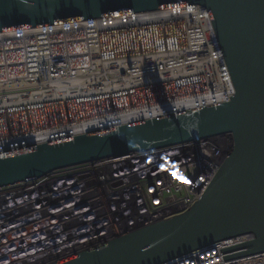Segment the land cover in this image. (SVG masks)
I'll use <instances>...</instances> for the list:
<instances>
[{"label": "built area", "instance_id": "1", "mask_svg": "<svg viewBox=\"0 0 264 264\" xmlns=\"http://www.w3.org/2000/svg\"><path fill=\"white\" fill-rule=\"evenodd\" d=\"M233 93L200 6L3 31L0 155L220 104ZM196 97L210 100L140 115ZM231 147L222 135L0 186V264H47L184 213ZM252 238L223 240L163 264H264V253L224 260L223 249Z\"/></svg>", "mask_w": 264, "mask_h": 264}, {"label": "water", "instance_id": "2", "mask_svg": "<svg viewBox=\"0 0 264 264\" xmlns=\"http://www.w3.org/2000/svg\"><path fill=\"white\" fill-rule=\"evenodd\" d=\"M180 5L206 10L233 85L229 100L0 155V186L222 135L231 149L184 213L47 264H163L247 234L222 250L224 260L264 253V0H0V32Z\"/></svg>", "mask_w": 264, "mask_h": 264}, {"label": "bare ground", "instance_id": "3", "mask_svg": "<svg viewBox=\"0 0 264 264\" xmlns=\"http://www.w3.org/2000/svg\"><path fill=\"white\" fill-rule=\"evenodd\" d=\"M208 100H210V99L208 98L206 100L203 97L191 98V99L183 100L180 102L169 103V104L162 106V108H160L159 110L150 111V112L145 111V112H142L140 115L145 116L147 118H150L151 116L155 115L154 113H156V112L158 114L163 115V114H165V112L169 113V112L186 110L187 108L197 107L200 104H202L203 102L208 101ZM101 126L106 127V123H101Z\"/></svg>", "mask_w": 264, "mask_h": 264}, {"label": "rangeland", "instance_id": "4", "mask_svg": "<svg viewBox=\"0 0 264 264\" xmlns=\"http://www.w3.org/2000/svg\"><path fill=\"white\" fill-rule=\"evenodd\" d=\"M68 170L61 172L60 174H67ZM59 175V174H58Z\"/></svg>", "mask_w": 264, "mask_h": 264}, {"label": "snow or ice", "instance_id": "5", "mask_svg": "<svg viewBox=\"0 0 264 264\" xmlns=\"http://www.w3.org/2000/svg\"><path fill=\"white\" fill-rule=\"evenodd\" d=\"M173 175H175V173ZM177 178H179V177H177Z\"/></svg>", "mask_w": 264, "mask_h": 264}]
</instances>
